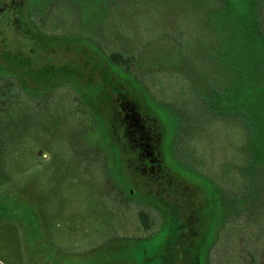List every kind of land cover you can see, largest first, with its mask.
<instances>
[{
    "label": "rangeland",
    "instance_id": "1",
    "mask_svg": "<svg viewBox=\"0 0 264 264\" xmlns=\"http://www.w3.org/2000/svg\"><path fill=\"white\" fill-rule=\"evenodd\" d=\"M4 2H0L1 6ZM176 4V0L128 3L124 12H113L111 16L114 37L99 35L95 39L107 55L137 50L141 65L137 75L152 98L187 117L189 125L180 140V157L220 180L227 189L238 191L245 163L244 134L230 120L208 113H203L209 115L204 119L198 114L201 102L195 90L208 93L207 83L213 79L218 64L204 58V48L199 50L201 58L189 50L195 43L196 29L204 27L200 21L204 17L188 8L182 11ZM87 17L84 11L78 17L68 0H60L43 16L36 17V22L50 35L81 32L88 36L89 30L96 32L98 28L92 29L96 18ZM11 19L4 18L0 24V55L28 57L37 71L69 70L87 85L106 76L103 62L92 51L73 43L43 49L29 29ZM168 36H178L188 58L178 56V48L170 45ZM1 89L6 91V82H2ZM77 97L72 87L63 86L42 97L18 91L0 99V125L13 118L26 137L22 141L18 136L17 143L8 141L5 149L3 161L9 178L0 181V192L10 193L13 199L7 207L0 206L4 209L0 210V264H94L98 256L91 251L100 246L119 240L117 247H122L153 232L142 228L140 207L107 179L104 156L87 140L95 135L91 122L82 116L83 107ZM110 98L111 110L112 106L122 105L128 110L134 108L145 120L146 101L138 99L142 107L127 92L110 93ZM147 118L145 125L156 137L160 124L155 117ZM162 148L167 153L166 167H170L173 163L168 148ZM150 187L151 191H157L156 186ZM14 200L35 215L36 237L27 235L13 217L8 218L10 213L5 210L16 207ZM197 202L200 207L206 204L202 196L197 197ZM261 208L263 212L253 209L230 224L212 248L209 264H264V205ZM23 212L24 209H18V213ZM196 214L190 221L194 227L203 221L200 211Z\"/></svg>",
    "mask_w": 264,
    "mask_h": 264
},
{
    "label": "trees",
    "instance_id": "2",
    "mask_svg": "<svg viewBox=\"0 0 264 264\" xmlns=\"http://www.w3.org/2000/svg\"><path fill=\"white\" fill-rule=\"evenodd\" d=\"M3 1L4 5L0 4V24L4 18H12L11 22L29 29L43 49H52L59 43L81 45L92 51L106 69L102 81L87 85L69 70L52 72L41 68L37 71L28 57L0 55L1 100L18 91L27 96L42 97L63 86L73 88L78 96L76 100L83 107L82 116L91 122L95 135L88 136L87 140L95 144L105 158L107 179L113 182L117 191L140 207L138 217L142 228L146 232L153 231L149 237L134 239L122 247H117L119 240H114L91 251L98 256V262L94 264H209L212 248L230 224L253 209L263 212L264 0H176L182 11L188 8L195 15L204 17L200 20L204 27L196 29V40L189 50L199 56V50L204 48V58L218 64L213 79L207 83L208 93L195 90L201 102L198 114L204 119L210 115L230 120L244 134L245 163L240 171L238 191L227 189L220 180L199 171L180 157V140L189 125L187 117L171 105L152 98L137 75L141 67L137 50L132 53L114 51L107 55L95 39V36L112 33L110 19L114 13L124 12L128 3L143 5L149 0H68L78 17L84 11L89 18H96L92 29L98 28L99 32L89 30L88 36L81 32L50 35L39 27L36 17L43 16L60 0H16L13 3L14 0H0ZM93 32L96 35L93 36ZM167 39L173 48H178L180 58H188L178 36H168ZM3 81L7 85L6 91L1 89ZM125 92L131 94L140 106L141 101L148 103L142 106L147 109L144 119L155 117L159 122L156 137L143 128L145 120L139 117V112L122 110L123 105L112 106V112L110 93ZM20 128L13 118L0 125L1 183L9 178L3 161L8 141L17 143L25 137ZM150 137L155 141L161 139L173 163L165 168L161 177L153 174L141 157V145ZM162 151L165 158L167 153L163 148ZM150 186H156L157 191H151ZM198 196L205 199L204 207L198 205ZM12 197L10 193L0 192V206L7 207ZM14 204L16 207L5 210L11 215L8 218L13 217L27 235H35V215L18 201L14 200ZM18 209H24V212L18 213ZM199 211L203 221L194 227L190 221Z\"/></svg>",
    "mask_w": 264,
    "mask_h": 264
},
{
    "label": "flooded vegetation",
    "instance_id": "3",
    "mask_svg": "<svg viewBox=\"0 0 264 264\" xmlns=\"http://www.w3.org/2000/svg\"><path fill=\"white\" fill-rule=\"evenodd\" d=\"M15 1L16 0L12 1V3ZM122 110H128V109L123 108L122 106ZM129 110H134V108ZM143 128L146 130L147 128L146 125H144ZM153 137H150L146 143H142L141 148H143V150L141 153V157L143 162L146 163L147 166L151 168L152 173L161 177L163 176L164 170L166 168L165 158L163 157V153H162L163 146L161 144L160 138L159 141H155L152 140ZM147 166L145 168V171L147 170Z\"/></svg>",
    "mask_w": 264,
    "mask_h": 264
}]
</instances>
